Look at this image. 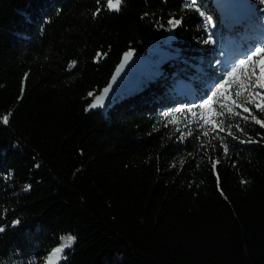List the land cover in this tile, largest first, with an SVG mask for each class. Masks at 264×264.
I'll return each instance as SVG.
<instances>
[{"label": "trees", "instance_id": "trees-1", "mask_svg": "<svg viewBox=\"0 0 264 264\" xmlns=\"http://www.w3.org/2000/svg\"><path fill=\"white\" fill-rule=\"evenodd\" d=\"M190 2L94 18L97 0H0V264L46 263L69 235L58 264H264V128L236 106L255 89L233 86L225 131L188 111L238 58L225 45L264 46V8L231 27L216 0ZM127 51L155 64L87 114Z\"/></svg>", "mask_w": 264, "mask_h": 264}, {"label": "snow or ice", "instance_id": "snow-or-ice-1", "mask_svg": "<svg viewBox=\"0 0 264 264\" xmlns=\"http://www.w3.org/2000/svg\"><path fill=\"white\" fill-rule=\"evenodd\" d=\"M195 0H191V2L186 5V7H192ZM264 2V0H262ZM123 4V0H105V3L102 4L101 0H97V9L93 12V17L97 16L102 10L107 11H114L118 12ZM203 15V13H201ZM169 25L173 28L180 25L181 21L179 19L176 20H169ZM208 24H211V20L207 21ZM101 56L100 53H97V58ZM132 56V52H128L124 56V61L126 62ZM75 62H73L74 64ZM72 65H70L71 67ZM124 67V64L121 63L120 67L117 69V73ZM115 79V77H113ZM246 83L249 86H252L255 90L250 94L251 99L246 101L247 104L252 105V107L243 106L240 104H236V101L232 99L231 89L234 85ZM105 92L108 91L106 88ZM210 95L205 99L199 108L201 111L197 113L194 109H188L189 112H192L194 116H199V118L203 121L201 127L205 125H212V128L219 129L220 131H225V122L223 119L217 122L214 117L225 116L227 114H233V109L229 107L227 104L223 103L224 101H230L233 104H236L237 107H242L244 113H248V116L243 117L245 121L251 117V121L257 125H260L264 128V121L257 118L255 112L264 113V46H257L251 49L245 56L239 59L237 62L234 63V66L230 68V70L225 69V74H223L218 83H215L214 90L210 89ZM240 92L237 91L235 95L237 97L240 96ZM259 100V102H257ZM96 105L93 104L91 107H95ZM227 108V113L224 109ZM180 111V109H177ZM206 112V114H205ZM235 115H239V113H234ZM9 120V116L5 115L3 117V123H7ZM237 130L243 131L242 128L239 127L237 124ZM208 133L205 132L204 135ZM227 134L236 138L234 133L232 132V126L229 124L227 126ZM241 143H250L255 142L251 139L247 141H240ZM227 146H224V152L227 154ZM219 161H213L212 167L215 170ZM218 186H219V177H217ZM241 183H246L245 181H241ZM30 188V185L25 186V190ZM20 223L19 220L13 221V226H16ZM4 228L0 227V232H3ZM75 242V238L72 236L62 237L61 244L59 247L53 249L52 253L49 254L46 260V264H56L59 259H62V253L65 248L71 247L72 244Z\"/></svg>", "mask_w": 264, "mask_h": 264}, {"label": "water", "instance_id": "water-1", "mask_svg": "<svg viewBox=\"0 0 264 264\" xmlns=\"http://www.w3.org/2000/svg\"><path fill=\"white\" fill-rule=\"evenodd\" d=\"M229 49L235 52L234 47H229ZM128 52L132 51L122 54L107 85L95 95L89 104L86 110L87 114L103 110L119 97L126 94L144 78L146 71L151 69L155 64L153 58L146 51L137 54L132 52V56L125 62L124 56ZM121 63L124 64V67L117 73V69ZM106 88L108 89L107 92L104 91ZM93 104L96 106L91 107Z\"/></svg>", "mask_w": 264, "mask_h": 264}, {"label": "rangeland", "instance_id": "rangeland-1", "mask_svg": "<svg viewBox=\"0 0 264 264\" xmlns=\"http://www.w3.org/2000/svg\"><path fill=\"white\" fill-rule=\"evenodd\" d=\"M216 1H217L216 4L220 8L222 18H224V16H226V19L231 24L230 25L231 27H233L234 21L235 22L239 21V26H242L243 24L248 23L249 18H251L253 16L254 12L256 13L257 11H260L261 8H264V2H262V0H216ZM233 5H237L243 12L240 15H237L234 12L233 7H231ZM228 31L233 32L230 29ZM259 33L262 34L259 38H260L261 42L264 44V21H260ZM255 37H256V35H253L252 38H246V39L252 40V39H255ZM208 46H211V43L208 44ZM238 48H239L238 46L235 47L236 51ZM250 50H251V48H249V50H247L245 52L241 49V52L238 51V52L232 54V53H230V49L227 48V45H225L222 48V54L228 60H231L232 56H234V59L236 57H238L237 59H235V62H237L239 59L243 58L245 56V54L248 53ZM59 260H58V262H59ZM58 262H56V264H58ZM42 264H46V263H42Z\"/></svg>", "mask_w": 264, "mask_h": 264}]
</instances>
